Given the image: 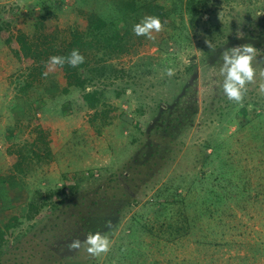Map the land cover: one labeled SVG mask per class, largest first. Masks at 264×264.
<instances>
[{"label":"rangeland","instance_id":"rangeland-1","mask_svg":"<svg viewBox=\"0 0 264 264\" xmlns=\"http://www.w3.org/2000/svg\"><path fill=\"white\" fill-rule=\"evenodd\" d=\"M158 1L169 19L154 40L132 31L155 15L150 9L117 12L108 18L129 28L125 51L102 42L86 49V90L100 92L99 110L117 109L100 134L80 88L56 72L29 77L0 39V174H13L15 145L36 141L44 155L0 188V213H25L33 201L40 207L16 230L30 235L13 244L16 253L44 244L56 255L45 264H264V0ZM113 2L121 1L0 0V26L33 35L41 17L66 39ZM244 43L257 49V76L241 105L224 95L219 69L223 50ZM66 177L77 192L41 199ZM90 232L109 237L107 254L90 256L83 243L68 249ZM33 252L25 256L39 259Z\"/></svg>","mask_w":264,"mask_h":264},{"label":"trees","instance_id":"trees-1","mask_svg":"<svg viewBox=\"0 0 264 264\" xmlns=\"http://www.w3.org/2000/svg\"><path fill=\"white\" fill-rule=\"evenodd\" d=\"M120 1V4L113 2L112 8H110L109 12H105L104 15L99 14L97 11L90 13L87 20L82 25L83 30L81 27H77L75 30L71 31L70 38H63L61 39L62 41L57 34L50 32L51 29L47 28L45 24L47 21L41 17L34 23V30H36V33L33 35L27 34V32L21 29L15 34L10 32L9 29L0 26V39L17 62L29 70L28 76L35 79L44 77L43 74L45 72L48 73L49 68L46 62L52 55L67 56L73 49H79L80 53L84 56L87 47L94 48L95 43V47H97L101 42L104 43L109 50L125 51L124 48L131 37L129 28H126L125 31H121L119 28H116L114 20L108 18L117 12L125 16L128 12L131 14H138L140 11L150 9L149 11L155 14V16H158L163 23L169 19V13L162 4H159L158 0H155V2L152 0L150 3L145 4L138 0ZM86 66V61L76 68L65 64L63 67L57 66L51 72L59 73L61 79L66 83L68 88L76 87L81 89L83 94L80 96V101L87 107L95 110L94 114L91 116L90 123L96 126L97 122L100 121L99 126L95 128V133L100 134L102 129L110 123L111 117L116 115L117 109L106 105H104V109H98L100 104H102L101 94L97 90H86V86L92 82V79H89V76H87L84 71ZM37 139L45 146L43 147L44 154L49 156L51 153V142H48L44 135L39 136ZM40 151H42V148L36 141L32 143L26 141L22 145L18 144L13 146L10 150V156L15 158L11 166V172H13V174L9 176L0 174V188L7 182L9 186H14L17 174L25 172L24 166H26V163L31 161L33 157L40 160V157L44 156L40 154ZM73 180L74 179L68 177L64 178V183L61 188L51 192L48 198L42 197L41 199L46 200L52 197L57 199L61 196L67 197L74 194L77 192L78 185L74 183ZM170 205L171 203L169 205L165 204L161 210L167 212L170 209ZM43 206L44 204H41V207ZM39 208L40 207L33 201L28 205V210L25 213L16 210H12L10 213H7V211L0 213V263H4L6 260L9 264H39L38 261L45 264V260L49 262L56 256L52 248L50 249L48 245L46 246L44 244L43 246L36 244V246L34 245L30 250H23L19 253H16V251L20 250L19 247H13L15 242L18 241V244L23 238L30 236L28 232L20 233L15 236V232L22 225L23 221L34 219L36 214L40 211ZM52 209L54 211L55 208L52 207ZM11 237L13 241H11ZM34 239L35 236H32L28 240ZM37 248H39L38 251ZM9 249H11V251ZM30 251L37 252V254L40 253L39 259L36 258L35 254H32V260H30L29 256H25L27 255L26 253ZM20 259L22 260L20 261ZM56 262L57 261H55V263Z\"/></svg>","mask_w":264,"mask_h":264},{"label":"clouds","instance_id":"clouds-1","mask_svg":"<svg viewBox=\"0 0 264 264\" xmlns=\"http://www.w3.org/2000/svg\"><path fill=\"white\" fill-rule=\"evenodd\" d=\"M164 30V23L155 15H145L138 23L133 25L132 29L136 36H144L149 40L155 39L153 33H160ZM238 38H240L239 35ZM206 44L210 50H215L209 40H206ZM256 56L257 49L252 43H244L226 48L221 53L222 64L219 72L223 77V93L229 101L242 105L244 96L248 90L247 85L254 83L257 76V70L253 66ZM84 62L85 57L80 53L79 49H73L67 56H50L46 63L49 71H52L57 66L63 67L65 64L76 68ZM165 73L168 77H172L175 75V69L171 67L166 68ZM43 75L46 77L48 73L45 72ZM260 76L264 77V70L260 71ZM259 91L264 93V82L260 83ZM82 243L86 246L87 253L93 257L107 254L111 250L109 237L101 232L88 233L83 242L80 239L72 240L68 244V249L70 251L78 250L81 248Z\"/></svg>","mask_w":264,"mask_h":264}]
</instances>
